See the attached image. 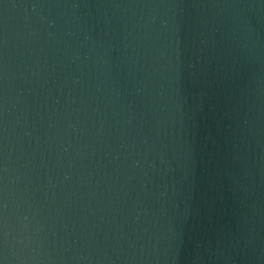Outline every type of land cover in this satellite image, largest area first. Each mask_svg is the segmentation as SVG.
I'll return each instance as SVG.
<instances>
[{
    "label": "water",
    "instance_id": "1",
    "mask_svg": "<svg viewBox=\"0 0 264 264\" xmlns=\"http://www.w3.org/2000/svg\"><path fill=\"white\" fill-rule=\"evenodd\" d=\"M0 264H264V0H0Z\"/></svg>",
    "mask_w": 264,
    "mask_h": 264
}]
</instances>
